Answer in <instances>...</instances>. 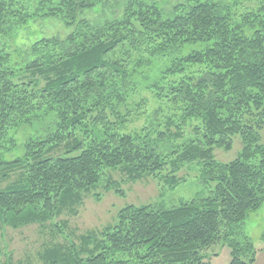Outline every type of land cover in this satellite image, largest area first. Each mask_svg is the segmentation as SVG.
Masks as SVG:
<instances>
[{"label": "trees", "instance_id": "obj_1", "mask_svg": "<svg viewBox=\"0 0 264 264\" xmlns=\"http://www.w3.org/2000/svg\"><path fill=\"white\" fill-rule=\"evenodd\" d=\"M103 1L0 0V264H13L1 247L5 231L32 225L56 234L38 264H211L221 244L231 249L229 264H253L242 229L264 205V0H245L257 3L243 13L235 3L187 0L169 16L157 3L128 0L122 14L100 23L84 16ZM54 17L70 30L66 38H38L14 63L5 42L13 28ZM170 54L156 96L172 114L158 129L122 133L133 117L127 94L135 66ZM46 115L54 130L7 160L18 146L12 131ZM188 121L197 123L196 138L169 146ZM236 136L237 158L219 162L215 151H231ZM192 165L208 197L172 208L130 205L108 228L81 236L55 223L76 214L104 181L119 193L120 184L104 177L109 171L171 191Z\"/></svg>", "mask_w": 264, "mask_h": 264}, {"label": "rangeland", "instance_id": "obj_2", "mask_svg": "<svg viewBox=\"0 0 264 264\" xmlns=\"http://www.w3.org/2000/svg\"><path fill=\"white\" fill-rule=\"evenodd\" d=\"M128 0H104L98 5L96 12H87L84 16L92 22L100 23L116 13L122 14L123 8L119 7ZM148 3H157L161 5L169 16L175 7L186 3L187 0H144ZM228 5L237 4V11L243 13L253 7L257 2H246L245 0H218ZM30 4L29 0H23ZM68 30L62 20L58 18H38L31 20L27 26H16L13 28L11 36L6 39L8 51L11 53L14 63L18 62L31 45L38 38H61L68 35ZM138 55L133 56V64H136ZM175 55H166L154 59L146 58L144 65L135 66L130 81L132 82L128 90L127 102L133 112L130 123L122 129V133H133L139 131L142 127L155 123L156 128H160L164 120L172 114L166 100L160 101L156 96L160 86L161 79L166 75V71L173 65ZM149 63V64H147ZM146 64V65H145ZM140 103V106H139ZM159 111V112H157ZM196 122H187L183 127V134L173 144L169 146L177 147L185 142L193 140L196 135L193 127ZM54 130V124L50 115L43 116L39 121L31 125H26L18 131H12L11 137L18 143L15 149L6 155L7 160H14L24 156L22 144L30 139L44 136L47 132ZM39 132L40 135H37ZM262 142L264 143V130L261 132ZM10 137V138H11ZM242 149V142L239 136L233 139L231 151L217 149L215 151L216 159L221 163H229L237 158ZM65 156V155H63ZM70 156V155H68ZM72 156V155H71ZM182 183L174 190L165 189L159 182L152 178H145L138 181H128L119 172H107L104 177L111 178L112 181L120 184V192L105 190L104 181L92 193L95 196H86L82 205L78 208L76 214H64L55 223L62 225L68 224L67 234L81 236L90 231H103L114 224L120 210L130 205L145 206L157 205L164 208L178 206L181 202L190 201L196 198H205L209 196L208 185H203L199 174V168L196 165L189 166L180 173ZM6 186L0 182V189ZM243 235L248 237L253 245V251L256 254L253 264H264V205L257 211L251 212L242 229ZM65 233V235H66ZM56 234L51 228L42 229L39 225L27 226L21 229H7L2 239L1 247L5 252L10 253L13 264H38L37 254L42 251L52 237ZM240 238L243 239L242 236ZM73 239V238H72ZM58 242H64L59 235L56 236ZM209 261L211 264H229L231 261V249L228 245H218L210 251Z\"/></svg>", "mask_w": 264, "mask_h": 264}]
</instances>
